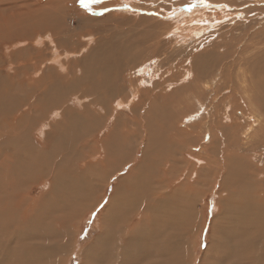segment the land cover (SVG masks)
<instances>
[{
  "label": "bare ground",
  "instance_id": "bare-ground-1",
  "mask_svg": "<svg viewBox=\"0 0 264 264\" xmlns=\"http://www.w3.org/2000/svg\"><path fill=\"white\" fill-rule=\"evenodd\" d=\"M80 1L0 0V264H66L77 253L82 220L113 180L99 233L77 253L81 264H192L202 200L217 185L218 213L198 261L264 264V143L247 146L251 138L263 142L256 131L263 126L264 133L263 118L241 111V93L231 98L234 60L215 76L219 62L201 57L186 69L189 84L175 91L168 81H145L147 68L156 76L160 66L146 64L142 47L157 32L189 47L188 39L219 25L215 4L192 0L202 5L182 12L185 0H157L169 5L159 9L172 25L154 22L152 35L144 30L138 39L106 35L97 18H84L80 29L67 6ZM129 65L127 74L138 78L127 90ZM238 66L237 78L250 73L240 83L264 117V57ZM182 106L190 108L175 111ZM114 112L115 126L105 129Z\"/></svg>",
  "mask_w": 264,
  "mask_h": 264
},
{
  "label": "rangeland",
  "instance_id": "rangeland-1",
  "mask_svg": "<svg viewBox=\"0 0 264 264\" xmlns=\"http://www.w3.org/2000/svg\"><path fill=\"white\" fill-rule=\"evenodd\" d=\"M226 1L232 2V0H226ZM181 2L185 3V5H184L185 10H182V12L188 11V10H186L187 6L198 4V3H199L198 4L199 6L202 5V3L200 1L199 2L198 1L192 2V0H190V2H189V1L185 0V1H181ZM181 2L178 1V4H181ZM209 2L215 4V5L213 4L214 5L213 8L215 10L216 9L218 10L217 18H218V20H220V22L217 23V24H219L218 26L211 29V31H208V33H206V35L204 37L202 36V39H200V40L199 39L198 40L188 39V41H186V42H188V44H191V45H189V47L186 45L184 47V49H182L180 47V45L183 43L180 40H178V38H176V41H175V39H172L168 35L167 36L166 35L165 36H163V35L157 36L158 32L156 31L157 35L155 34L156 35L154 37L155 39L153 41H151L149 44L144 45L142 47L145 50L144 53H146L148 51H149L148 54L154 53L153 55H148L146 53L145 57H147L146 59H148L146 61V64L149 66L150 65L154 66V64L156 63L158 66H160L159 69L157 67V69L155 70L157 73L156 76L152 75V73L150 72L151 68H149V71L147 68V71H145V73H144V75L146 77L145 81L147 84H150L152 81H155V80H156V82L168 81V83L172 84L171 89H173L175 91V90H178L179 88H181L183 85L189 84V82L191 81L192 78H190L189 80H186L187 82L183 80V79H185L184 76L186 75V69H188V67H190L191 64H192V66H194V64L196 63V60L197 61L200 60L201 57H203V58L206 57L207 61H211L210 58L213 56L212 59L214 60V62H212L213 61L212 60L211 63H214V67L217 64V62H219V64L216 65V68L218 67V69L214 70L215 76L219 74V72L223 69L224 66L229 65L228 64L229 61L234 60L233 61V63H234L233 67H235V68L233 70L234 73L232 72L233 78L230 77L229 80H232L235 82V84L236 83L237 84L233 85L235 92L231 93V98H236V96L241 93L246 98V99L244 98V100H242V104H243L242 108L243 109L240 107L241 111L242 110L243 111L248 110V108H249V110H248L249 119L253 121V119H252L253 116L255 117V119H257L256 116H258V117L261 116V118H263L262 119L263 123L261 125H264V117L262 116V108L257 107V106H253V107L250 106V104H251V98H250L251 88L244 85L243 82L240 83L242 81V77H244L245 75L247 77H249L250 73L247 72V73H245V75H242L241 78H239V77L237 78V74L239 76V74H241L242 71L244 70V67L238 66L239 63L242 62V60H244L245 58H258V60H261V58L264 57V1L243 0L241 2L239 0H235V1L233 0V2L236 3V7L230 3L228 5V7H225V5L223 3H219L217 0H213V2L211 0H209ZM243 2H245V3L243 5H241ZM203 4L206 6L208 4V0H204ZM67 6L70 10H73L76 13L75 17L79 18V20L76 22L77 27H79L80 29L85 28L84 18H86V17H88V19L94 20V22L97 21V20H95L97 18L98 19V26L104 25L105 27L108 28V29L106 28V31H105L107 33L103 32L108 36L114 34V35L124 36V37H126V36L133 37L134 34L137 33V35H135V36H138L139 37V38L137 37L138 39H142L146 36V34H149L152 31V30H150L151 28H149V25H152L154 22H157V21L162 22L163 21L164 23H167V25H169V26L172 25L171 23H169V21H166L167 18H164V15H167V14H165L162 11L163 9H159V7L160 8L169 7V5L168 6H166L165 4L163 5L162 2L157 1V0H83L80 2H68ZM152 7H154V8H152ZM159 11H161V12H159ZM231 12L232 13L233 12L234 13L244 12V13H243L242 18H238V17L234 16V19H233V17L228 15ZM123 13L126 15H123ZM223 15H224V18H223ZM105 18L107 20H105ZM235 18H237L238 20ZM116 22H118V23H116ZM127 22H129V23H127ZM122 23H124V24L122 25ZM154 24H153V26H154ZM116 27H118V28H116ZM112 28H114V29H112ZM216 29H217V31H216ZM144 30H146L144 33L145 36L143 35ZM122 31H124V32H122ZM110 32H111V34H110ZM215 32H217V33L215 34ZM150 35H152V34L150 33ZM167 39H168V41L174 40L173 41L174 43H172V41H170L169 44H167L165 46V41ZM190 41L191 42L196 41V43L192 44V43H190ZM162 42L164 45L161 44ZM176 45H177V47H176ZM153 46H155V47H153ZM164 46H165V49H164ZM152 47H153V49H152ZM175 52L178 55H176ZM180 52L181 53L184 52L185 55H183V56H182V54L180 55L179 54ZM157 53H158V55H157ZM176 57L180 58V59L174 60ZM128 61H132V58H130ZM189 61L192 63H190ZM186 63L188 66L186 65ZM183 64H185V65H183ZM231 64H232V62H231ZM124 66H123V69H124ZM170 67H172L173 69ZM130 68H131V66L129 65L126 68L125 73L122 72L123 81H124V76H125V83L127 86V90H129L128 85L132 86V84L137 83L136 79L138 78V77L137 78L134 77V76H136L133 74L134 71H132L133 73L131 72V74H130L132 78L129 76V74H127L129 72ZM191 69H192V71L194 70L193 67ZM167 70L168 71L171 70V74L164 76V74ZM157 75H159V77L161 76L160 77L161 79H159L157 77ZM171 75L174 76V78ZM170 78L172 80H170ZM139 79H140V77H139ZM229 80L224 77L223 80H220V82L218 84L219 85L218 88L219 87L221 88V86H220L221 82L224 83V82H228ZM179 85H181V86H179ZM164 87H165V89H168V85H164L163 88ZM125 92H126V90H125ZM206 95L207 94H205L203 96H206ZM70 99H71V97H68L65 100V102L70 100ZM203 99H205V98H203ZM226 100H228V98H226ZM114 108H115V104H114ZM188 108H190V107L189 106H182L181 108H175V111L176 112L178 111V113H179V111H184ZM237 110H239V109H237ZM119 113L123 114L124 117L127 116V117L131 118V111L128 108H126V109L122 108L119 111ZM188 113H190V112L187 111L183 114H180L181 115L180 119L182 117L187 116ZM217 114H218V120L221 121L222 116L220 114V109H219V112L217 111ZM115 118H116V113L114 112L113 115L109 118L108 122H104L107 124L105 129H107V127H108V130L113 129V127L115 126V123H116ZM184 121L185 120H183V122ZM223 121H225V120H223ZM105 129L103 131H105ZM197 129H198V127H197ZM262 129H263V126H261V128L257 129L256 131H257V133H259L263 137L264 133L262 132ZM107 132L108 131L106 130L102 135L104 136ZM99 138L101 140L102 137H100V135H99ZM220 139L222 140L221 137H220ZM262 143H264V140H263V142H261L258 145L257 144L253 145L252 138H251L249 145H247V146H250V147L253 146L255 148V146L258 147L259 145H262ZM97 148L100 149V145H98ZM138 156H139V154H138ZM115 182L116 181L113 180L112 187L110 186L108 188V191L106 192L107 198H109V196L111 195V193L113 191V187L115 185ZM219 189H220V186L217 185L216 189L213 191V193L212 192L207 193L204 196V199L202 200V207H201V212H200V216L202 217V222H201L202 223V226H201L202 230L198 234V238L195 240V243H194V247H193V249H194L193 250L194 260H193L192 264H200V261H198V260L201 258V256H203V254H204L203 252L205 251V248L208 244V238H209V234H210L211 224H212L213 219L216 217V215L218 213L217 208H216V201L218 200L217 191H219ZM107 198H105V200L100 204V206L97 208V210L93 214H88L86 216V218H84V220H82V223L80 224V228H82V229H81V233L79 236L78 245L76 248L77 253H79L83 247H86L88 245V243H91L95 239L96 235L99 233V229H96V228H98V227H96V225H97L96 223H97L98 217L101 214V211H103L104 207L107 204V201H108ZM76 254L73 255L72 257H70L68 262H66V264H81V258L78 257V254L76 256Z\"/></svg>",
  "mask_w": 264,
  "mask_h": 264
}]
</instances>
